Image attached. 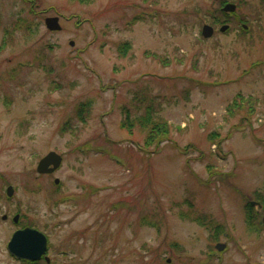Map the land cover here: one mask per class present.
I'll return each mask as SVG.
<instances>
[{"label":"rangeland","instance_id":"374dc122","mask_svg":"<svg viewBox=\"0 0 264 264\" xmlns=\"http://www.w3.org/2000/svg\"><path fill=\"white\" fill-rule=\"evenodd\" d=\"M220 1L0 0V264H26L7 248L26 225L47 236L49 264H264L245 210L264 201V2L230 0L253 30L205 39ZM55 16L61 31L46 27ZM141 95L168 122L160 146L121 126ZM52 151L60 169L39 174ZM187 199L223 225L218 240L185 218Z\"/></svg>","mask_w":264,"mask_h":264},{"label":"trees","instance_id":"16d2710c","mask_svg":"<svg viewBox=\"0 0 264 264\" xmlns=\"http://www.w3.org/2000/svg\"><path fill=\"white\" fill-rule=\"evenodd\" d=\"M79 2H89L90 0H78ZM141 17H137L134 21H140ZM131 43L126 42L119 45V52L121 56L125 57L129 51L131 50ZM156 98L148 99L146 95H141L137 98L138 103L137 106L133 107L139 114L133 115L130 107L125 106L122 108L125 118L123 119L121 126L123 129L127 130L129 134H134V128H139L144 134L145 139L144 143L146 147L152 146H160L163 142L169 140V125L168 122L165 121L161 114V108L156 104ZM93 101L88 100L85 103H80L75 111L77 118H79L82 122L86 123L87 118L91 114ZM242 104L236 102L228 108L229 112H234L235 109H239ZM252 112V109H249ZM133 115V116H132ZM71 121V119H70ZM70 125L69 122L65 123V127ZM214 135H212L213 137ZM188 149L185 148L183 151L187 153ZM159 151V150H158ZM256 200L260 201L264 204V201L261 197H256ZM188 208L190 209L188 213H184L185 218H191L198 223H201L204 226H207L208 230H210L213 235H210L211 239L218 240L219 234H221L224 230L222 224L217 222L211 217L206 215H201L194 210V204L190 200H186ZM194 210V211H193ZM246 210V220L249 227L253 228V230L263 229L264 223L261 218H259V214L256 209L252 206L251 202H247L245 205ZM196 217V218H192ZM157 224V223H156ZM151 225V224H149ZM158 225V224H157ZM154 226V225H153ZM27 264H38V263H27Z\"/></svg>","mask_w":264,"mask_h":264},{"label":"water","instance_id":"95a60500","mask_svg":"<svg viewBox=\"0 0 264 264\" xmlns=\"http://www.w3.org/2000/svg\"><path fill=\"white\" fill-rule=\"evenodd\" d=\"M225 10L234 11L235 6L228 5L227 7H225ZM46 26L49 30L52 31H59L62 29L61 24L59 22V17L47 18ZM211 30V27L205 26L204 35L206 37H210L212 35V33L210 32ZM71 44L73 45L74 42H71ZM62 161L63 157L58 153L52 151L40 160L37 171L40 174L53 173L61 166ZM56 182L58 183L59 180L57 179ZM13 193V188L9 187L8 194L12 196ZM252 205H257L259 208H262V205L259 202H252ZM18 217L19 216L17 215L14 221H17ZM225 246V244L219 243L216 247L218 250L221 251L225 248ZM8 249L12 255L18 257L19 259L35 261L41 259L46 254L48 249V239L46 235L40 232L39 230L33 229L31 227H26L24 229L16 231L13 234L10 242L8 243ZM46 261H50L48 257H46Z\"/></svg>","mask_w":264,"mask_h":264},{"label":"flooded vegetation","instance_id":"af4514ba","mask_svg":"<svg viewBox=\"0 0 264 264\" xmlns=\"http://www.w3.org/2000/svg\"><path fill=\"white\" fill-rule=\"evenodd\" d=\"M215 1H220V0H215ZM259 2H264V0H258ZM221 6L218 8V13L216 11L211 12V21L209 23H206L202 27V36L203 38H211L215 34V32H220V33H226L227 31H231L233 29H238L244 33H251L252 26L249 24L248 17L249 15L244 14L240 12V4L242 2H235V1H230V0H221L220 1ZM234 5L235 10H225V7L228 5ZM252 12H256V9L254 8ZM263 12H264V7H263ZM205 26H209L212 28L210 31L212 35L210 37H206L204 35V28ZM224 29V30H223ZM8 190V189H7Z\"/></svg>","mask_w":264,"mask_h":264}]
</instances>
